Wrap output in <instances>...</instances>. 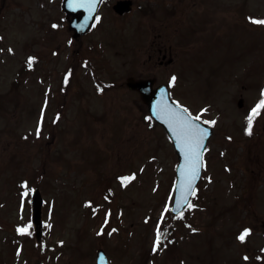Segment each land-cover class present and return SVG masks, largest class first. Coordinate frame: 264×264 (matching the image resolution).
Here are the masks:
<instances>
[{"label": "rangeland", "instance_id": "1", "mask_svg": "<svg viewBox=\"0 0 264 264\" xmlns=\"http://www.w3.org/2000/svg\"><path fill=\"white\" fill-rule=\"evenodd\" d=\"M115 1L74 39L62 0H0V264H264V0ZM130 77L212 127L177 216L176 155Z\"/></svg>", "mask_w": 264, "mask_h": 264}, {"label": "water", "instance_id": "2", "mask_svg": "<svg viewBox=\"0 0 264 264\" xmlns=\"http://www.w3.org/2000/svg\"><path fill=\"white\" fill-rule=\"evenodd\" d=\"M100 0H64L63 10L67 14H71L72 18L69 22V27L74 30V37H77L88 29L94 19L97 7ZM130 1H118L113 9L123 14L130 10ZM152 80H132L127 81V86L130 89L139 91L141 99L147 104L150 116L160 124L169 138L172 141L176 156V182H175V198L172 207V213L178 214L187 204L189 197L199 180L201 174V158L206 143L211 136V128L187 115V113L171 102L166 92L157 88L151 89ZM190 121L193 128L206 132V135L200 140L199 146H195V151L199 153L196 160L189 151V140L182 128L183 122ZM196 164L195 178H191L190 170L193 164ZM40 205L41 198L38 190H34L32 196L33 206V222L36 227V236H39L40 231ZM97 264H107V260L102 251L97 253Z\"/></svg>", "mask_w": 264, "mask_h": 264}, {"label": "snow or ice", "instance_id": "3", "mask_svg": "<svg viewBox=\"0 0 264 264\" xmlns=\"http://www.w3.org/2000/svg\"><path fill=\"white\" fill-rule=\"evenodd\" d=\"M253 23L257 24H264V21H252ZM55 27V26H54ZM175 77H172V80L175 81ZM264 107V101H261L260 104L257 106V108ZM256 114V110H254V113ZM208 123V122H205ZM251 125H252V117H249L248 120V128L246 129L248 134H251ZM182 128L185 131V135L187 139L189 140L188 147L189 151L193 155V157L198 160L199 153L195 151V146H199L200 140L206 135V132H203L199 130L198 128H193L190 121L183 122ZM191 178L189 179V185L191 184V179L195 178L196 174V164L194 163L191 170H190ZM127 179V178H126ZM191 207V205H189ZM20 231H24L23 229ZM249 230H244L238 237L239 240L244 241L245 238L249 235ZM159 244V238L157 239V245Z\"/></svg>", "mask_w": 264, "mask_h": 264}, {"label": "flooded vegetation", "instance_id": "4", "mask_svg": "<svg viewBox=\"0 0 264 264\" xmlns=\"http://www.w3.org/2000/svg\"><path fill=\"white\" fill-rule=\"evenodd\" d=\"M164 57V56H163Z\"/></svg>", "mask_w": 264, "mask_h": 264}]
</instances>
